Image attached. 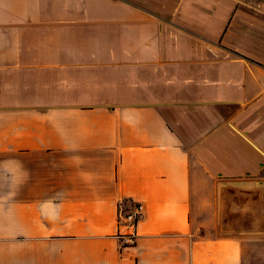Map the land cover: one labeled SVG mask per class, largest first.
I'll return each instance as SVG.
<instances>
[{
  "label": "crops",
  "instance_id": "crops-1",
  "mask_svg": "<svg viewBox=\"0 0 264 264\" xmlns=\"http://www.w3.org/2000/svg\"><path fill=\"white\" fill-rule=\"evenodd\" d=\"M0 264H264V0H0Z\"/></svg>",
  "mask_w": 264,
  "mask_h": 264
},
{
  "label": "built area",
  "instance_id": "built-area-1",
  "mask_svg": "<svg viewBox=\"0 0 264 264\" xmlns=\"http://www.w3.org/2000/svg\"><path fill=\"white\" fill-rule=\"evenodd\" d=\"M143 205L140 202H130L127 204L126 200H122L118 206V220L120 224L128 226V232L123 244H131L135 242L136 227L139 219L142 216Z\"/></svg>",
  "mask_w": 264,
  "mask_h": 264
}]
</instances>
